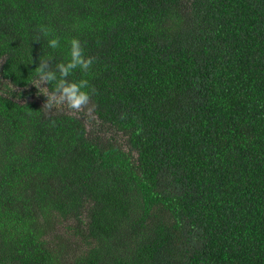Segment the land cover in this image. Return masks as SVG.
<instances>
[{
	"label": "trees",
	"instance_id": "1",
	"mask_svg": "<svg viewBox=\"0 0 264 264\" xmlns=\"http://www.w3.org/2000/svg\"><path fill=\"white\" fill-rule=\"evenodd\" d=\"M0 264H264V0H0Z\"/></svg>",
	"mask_w": 264,
	"mask_h": 264
},
{
	"label": "clouds",
	"instance_id": "2",
	"mask_svg": "<svg viewBox=\"0 0 264 264\" xmlns=\"http://www.w3.org/2000/svg\"><path fill=\"white\" fill-rule=\"evenodd\" d=\"M49 45L52 48L59 46V40L53 38L49 40ZM71 59L68 63H60L56 65L59 72L54 70L45 71V64L47 59L42 60L41 63L36 67V73L39 77V81L44 85L55 81L54 90L49 95L47 89L41 88V92L48 95L49 105L55 103L61 105L64 102L67 103V107L72 110H80L89 104L91 95L87 90L88 81L80 80L79 82L69 81L66 77L69 76L73 69L77 67L87 70L93 62L92 57H85L84 49L79 39H72L71 41ZM39 87L40 85H35Z\"/></svg>",
	"mask_w": 264,
	"mask_h": 264
},
{
	"label": "rangeland",
	"instance_id": "3",
	"mask_svg": "<svg viewBox=\"0 0 264 264\" xmlns=\"http://www.w3.org/2000/svg\"><path fill=\"white\" fill-rule=\"evenodd\" d=\"M37 84H39L40 86L39 87H36V89H34V93H33V97L34 98H39V97H43L47 102H49L48 101V95H45V94H43L42 92H41V88H45L46 86L43 84V83H41V82H38ZM36 84V85H37ZM13 87H10L9 88V90L12 92V93H19V91H17V90H15V89H12ZM47 89V88H46ZM23 92H25L26 93V91H23ZM47 93L50 95L51 93L48 91V89H47ZM28 95H29V93H28ZM32 95V93L30 94V96ZM29 96V97H30ZM15 97H17V96H15ZM63 227H64V229L62 230L63 232H69L70 233V235L71 236H75L76 234H75V228H74V225L71 223V222H68V223H64V225H62ZM79 239H81L80 237H79Z\"/></svg>",
	"mask_w": 264,
	"mask_h": 264
}]
</instances>
